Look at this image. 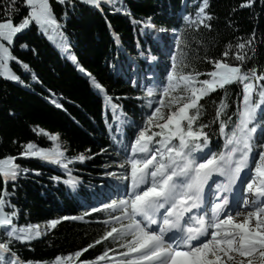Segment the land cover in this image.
Segmentation results:
<instances>
[{
    "label": "trees",
    "instance_id": "trees-1",
    "mask_svg": "<svg viewBox=\"0 0 264 264\" xmlns=\"http://www.w3.org/2000/svg\"><path fill=\"white\" fill-rule=\"evenodd\" d=\"M50 2L58 22L65 25L61 30L63 42L71 45V52L85 72L81 73L57 44L59 33L46 37L33 23L29 31L18 34L13 54L27 63L31 71L25 73L15 63L12 66L18 68L23 81L31 87L22 88L0 78V158L18 157L28 142L40 148L53 146L33 129L58 134L59 141H64V146L60 147L65 151V157L74 161L69 167L79 183L72 191L62 182L51 179L54 176L67 179L62 167L38 159H17L18 164L30 171L15 183L11 204L18 210V215L14 223L18 227L38 225L44 234L26 243L13 241L11 253H15L21 262L54 264L56 257L74 256L76 251L102 240L89 248L84 256L74 258L68 264H80L85 257L94 260L107 249L113 250L109 252L110 256L120 259L118 254L123 249L119 242L112 237L102 239L112 226H119L114 217L120 213L99 205L97 193L109 173L128 172L129 165L126 169L119 167L125 160L121 137L130 147L137 126L145 123L159 96V86L154 81L152 96L147 95V90L133 86L132 62L144 67L154 61L158 74L169 70L172 62L163 55L152 28L180 32L174 58L186 65L185 73L212 70L209 61L223 59L222 53L229 47L232 54L227 62L240 64L234 59L236 46L247 41L254 32L255 39L246 46V60L241 67L244 71L255 68L259 74H264V0H252L251 7L241 6L248 0H208L206 14L212 18L206 22L211 25L210 29L189 24L181 17L185 12L195 18L196 3L200 4V0H109L107 4L102 3L99 10L79 0H71L75 10L70 5L61 6L55 0ZM29 11L24 0H15L14 4L13 0H0V21L11 17L18 24ZM20 44H27L29 50H20ZM31 49H35V53ZM117 58L124 66L118 73ZM87 73L118 105L115 120L108 100L103 94H97ZM33 76L41 83H35ZM178 94L170 92L169 96H164V106L173 102L172 97ZM241 99L240 86L233 84L226 86V90L211 93L198 104L200 115L194 127L204 123L209 125L204 131L208 133L212 148L222 147L223 140L218 134L220 121L230 116V130L232 123L238 120L237 108L242 109ZM53 100L63 107L57 108ZM221 102L227 108L217 117ZM257 122L264 126V117L258 116ZM80 154L86 157L83 163L75 159ZM34 171L40 175L33 174ZM3 186L0 180V189ZM7 187L12 193V182ZM94 207H100L101 211L93 212ZM66 216L82 219L64 220ZM52 220L61 222L53 229L48 226ZM8 239L0 230V242ZM5 256L11 258L10 253Z\"/></svg>",
    "mask_w": 264,
    "mask_h": 264
},
{
    "label": "snow or ice",
    "instance_id": "snow-or-ice-1",
    "mask_svg": "<svg viewBox=\"0 0 264 264\" xmlns=\"http://www.w3.org/2000/svg\"><path fill=\"white\" fill-rule=\"evenodd\" d=\"M14 2L15 0L13 4ZM79 2L95 6L99 10L101 4H107L109 0ZM55 3L61 6L70 5L75 10L71 0H55ZM24 5L30 11L21 22L14 23L11 17L0 21V78L22 88H30L31 85L26 84L11 68V64L15 63L25 73L31 71L27 63L13 54L15 38L18 34L29 31L33 23L38 32L46 37L54 32L62 36L61 30L65 25L58 22L50 0H24ZM241 6L251 7L252 0ZM208 7V0H200L195 18L188 16L186 22L210 29L211 25L206 22L212 18L210 14H206ZM12 10L14 11V8ZM64 15H67L66 11ZM254 39L253 32L247 41L237 44L238 50L234 59L240 62L238 65L227 62L232 54L230 47L222 53L223 59L209 61L212 70L207 72L185 73L186 65L183 61L177 62L172 58L169 71L165 73L167 86L163 87V82L160 86L163 87L165 97L169 96L170 92L180 93L174 95L172 101L181 103L182 106L164 116L161 114L164 101L160 100V107H156L147 115L142 126H137V136L133 137L130 149L128 146L123 148L125 160L119 164L121 168H124L126 163L130 164V185L123 198L110 200L103 205L106 209L114 212L118 210L120 213L114 217L119 226H112L102 238L107 240L112 237L119 242L120 248L123 249L118 254L120 259L110 256L109 252L113 250L107 249L94 260L85 257L80 260V264H256L257 258L264 264V144L260 145L258 156L251 157L254 134L258 127V109H261L260 115L264 117V74H259L255 68L244 71L241 67L246 60L244 50ZM61 44L63 53L81 73H84L85 69L79 65L77 57L71 52V45L63 41ZM19 47L22 51L29 50L27 44H20ZM31 51L35 53V49ZM86 75L91 86L98 90L97 94H103L108 100L115 118L118 105L112 102L113 98L107 95L105 88L92 78L90 73ZM201 76L205 78L200 79ZM32 79L37 84L41 83L38 77L33 76ZM233 84L240 86L242 109L237 108L238 120L232 123L230 130V116L227 120L220 121L218 134L223 140V146L222 150L217 151L209 148V136L204 131L209 125L204 123L194 127L200 115L198 104L202 98L218 90H226V86ZM147 95H153L152 89H148ZM52 102L57 108L63 107L55 100ZM226 108L227 105L221 102L217 117L224 113ZM158 120L164 122L160 123ZM153 128L158 131H151ZM33 131L47 137L53 146L40 148L35 143L28 142L23 145L18 157L0 158V180L4 185L0 189V230L9 238L7 242H0V264H31L27 261L21 262L15 253H11L10 245L13 241L30 242L44 234L38 225L18 227L14 223V218L18 215V210L11 204L15 183L30 171L18 164L17 159H38L62 167L67 179L59 176L51 179L57 183L62 182L72 191L76 190L79 183L69 167L74 162L73 159L65 157V151L61 150L58 143L59 135L42 129ZM260 132L264 137V128H261ZM155 137L159 139L153 145ZM206 148L208 151L205 152ZM75 159L83 163L86 157L80 154ZM245 169L250 172L243 185L245 191L254 196L252 208L246 213L241 211V208L249 207L246 200L242 204L234 202L230 206L229 197L222 195L224 192H232L233 186L241 179V173ZM33 174L40 175L38 171ZM109 175L128 179V175L124 173L118 175L111 172ZM213 176L224 178L223 182L213 180L220 193L216 197L219 202L211 204L210 214L206 210L201 215L199 210L204 206L205 187ZM9 182L13 184L12 193L8 191ZM194 209L197 212H193ZM92 211H101V208L94 207ZM240 215H244L245 219L237 222L235 217ZM63 219L82 218L66 216ZM60 222L52 220L48 226L54 229ZM192 241L199 243L193 245ZM101 242L102 240H96L88 247L76 251L74 256H58L54 264H68L74 258L79 259L89 248ZM6 253H10V259L6 258Z\"/></svg>",
    "mask_w": 264,
    "mask_h": 264
},
{
    "label": "rangeland",
    "instance_id": "rangeland-1",
    "mask_svg": "<svg viewBox=\"0 0 264 264\" xmlns=\"http://www.w3.org/2000/svg\"><path fill=\"white\" fill-rule=\"evenodd\" d=\"M196 5L199 6L200 4L196 3ZM196 14H197V13H196ZM183 16H185V15L183 14ZM152 29H153V32H156L157 36L160 37L159 39L161 40V44L163 43L164 46L166 47V43L168 42V40H167V38H166L165 36H161V35H164V34H166V33H164V34H160L158 31H156L155 28H152ZM54 33H55V32H54ZM174 33H175V32H172V33H169V34H172V35H173ZM57 37H58V39H57V44H58L60 47H62L61 41H64V38H63L62 36H60V35H58ZM118 65H119V63H118ZM118 65H117V68H116V72H119L118 70H120V67H118ZM11 68H12V70H13L17 75H19V76L21 77L22 80H24V77H22V75H21L20 72L18 71V68H17V67H13L12 64H11ZM133 73H134V71H133ZM147 73H148V70H146V73H145V74H147ZM151 73H152V71L149 72L148 74H149V76H150L151 78H153V77H154V74H151ZM151 75H152L153 77H152ZM140 82H141V85H144L142 79H141ZM135 83H136V81H135L133 84H135ZM258 83H259V82H258ZM199 102H200V101H199ZM180 106H182L181 103H176V102H171V103H169V102H168L167 105L161 107V114L164 115V116H168V115L171 114V112H172L173 110H177ZM156 107H160V103H157L156 106L152 107L149 113L153 112L154 109H155ZM262 107H263V106H262ZM260 110H261V109H258V113L260 112ZM158 122L163 123L164 121H159V120H158ZM157 130H158L157 128H153V129H151V131H157ZM136 136H137V135H136ZM44 137H45V136H44ZM45 138L48 140L47 137H45ZM49 141H50V140H49ZM207 150H208L207 148L204 149L205 152H206ZM259 151H261V148H259ZM196 154H197V153H196ZM198 154H199V153H198ZM107 179H108V180H109V179H112V183H110V184H111L112 186H114L115 189H116V187H118L119 185H123L124 182L127 181V180H123V179H118L117 177H113V176H111V175H110ZM107 179H106V180H107ZM108 188H111V186H109ZM103 191H104V193L101 194L100 196L102 197L103 200H106V199H108V197H109L110 194H109V193H106V192H105V189H104ZM115 192H116V190H115ZM111 197H112V196H111ZM249 210H251V209H249ZM235 219H236V221H238V222L240 221V220H238V216H236ZM242 221H243V220H242ZM244 259H247V258H244ZM256 264H261V262L259 261L258 258H257Z\"/></svg>",
    "mask_w": 264,
    "mask_h": 264
},
{
    "label": "bare ground",
    "instance_id": "bare-ground-1",
    "mask_svg": "<svg viewBox=\"0 0 264 264\" xmlns=\"http://www.w3.org/2000/svg\"><path fill=\"white\" fill-rule=\"evenodd\" d=\"M252 207H248V208H241V211L242 212H244V213H246L249 209H251ZM245 219V216L244 215H240V216H238V220H240V221H242V220H244ZM239 221V222H240ZM238 222V221H237Z\"/></svg>",
    "mask_w": 264,
    "mask_h": 264
}]
</instances>
